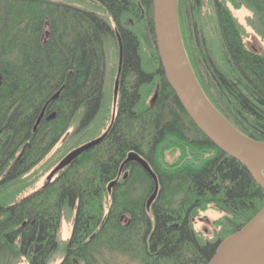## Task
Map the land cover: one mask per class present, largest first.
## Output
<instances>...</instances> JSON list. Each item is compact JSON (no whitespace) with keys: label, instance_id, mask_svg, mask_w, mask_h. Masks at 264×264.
Wrapping results in <instances>:
<instances>
[{"label":"trees","instance_id":"trees-1","mask_svg":"<svg viewBox=\"0 0 264 264\" xmlns=\"http://www.w3.org/2000/svg\"><path fill=\"white\" fill-rule=\"evenodd\" d=\"M90 1L116 29L99 13L59 0H0V264L22 257L48 264L66 209L74 225L60 264H100L110 254L138 264H208L218 245L264 208V190L195 127L166 82L153 0ZM190 2L195 22L199 0ZM246 3L263 31L264 0ZM185 8L179 0L183 42ZM117 34L120 97L104 141L24 195L27 176L68 132L80 138L102 113L107 43ZM229 37L220 65L212 50L184 46L213 106L239 132L264 142V54L245 48L238 27ZM157 86V99L148 101ZM133 152L157 177L150 208L156 182L137 163L123 167ZM212 205L225 216L218 237L207 240L193 221Z\"/></svg>","mask_w":264,"mask_h":264},{"label":"water","instance_id":"water-1","mask_svg":"<svg viewBox=\"0 0 264 264\" xmlns=\"http://www.w3.org/2000/svg\"><path fill=\"white\" fill-rule=\"evenodd\" d=\"M153 23L156 50L165 80L175 93L182 109L195 127L218 150L243 165L254 181L264 190V142L253 140L234 128L213 106L202 90L189 61L181 35L179 0H153ZM116 36L120 57L115 83V109L119 101L123 61L122 42L120 35ZM158 94L159 89H157L152 102L157 99ZM115 111L117 113V109ZM116 113L109 129L101 137L83 144L69 153L47 182L51 181L79 156L100 145L109 132ZM42 118L43 114L38 124ZM129 163L139 164L156 182V190L148 201V208H150L159 192L157 177L150 165L137 153H130L123 167ZM114 184H111L109 189ZM208 264H264V208L242 229L225 238L218 245Z\"/></svg>","mask_w":264,"mask_h":264},{"label":"rangeland","instance_id":"rangeland-1","mask_svg":"<svg viewBox=\"0 0 264 264\" xmlns=\"http://www.w3.org/2000/svg\"><path fill=\"white\" fill-rule=\"evenodd\" d=\"M66 2L68 4L74 5L82 9H88L99 13L104 18L108 19L112 24L111 20L107 17L105 12L100 8L99 5L93 3L90 0H59ZM239 5V4H238ZM237 22L239 24V30L244 36V40L249 45V48L260 54L264 53V32L257 26L255 16L251 11L242 8L235 12ZM113 28L115 26L112 24ZM211 43L213 48V54L215 55L216 61L220 63L221 59V48L216 41L214 36H211ZM149 51L147 52V54ZM191 56V53H190ZM119 57L120 50L117 38L114 41L107 43V67H106V84H105V104L102 113L99 115L95 124L82 135L80 138L76 139L72 136L74 129H71L68 134L63 138V140L56 145V147L51 151V153L45 158V160L39 164L31 173L27 176V182L31 183V187L28 188L23 194L27 195L34 190L42 188L49 180L51 174L55 171L61 161L74 149L80 147L83 144L91 142L99 137H101L110 127L111 122L115 116V83L118 76L119 69ZM159 89L152 92L148 101H152L155 93ZM55 178V177H54ZM23 185V183H22ZM14 191H18L19 187H14ZM14 193V192H13ZM225 216V212L220 210L216 206H210L207 210L200 211L193 221L194 229L198 232L204 239L214 240L221 231L220 221ZM74 225V212L72 210L66 209L63 212V217L61 220V225L58 233L59 250L51 258L49 264H60L65 256L64 248L69 241ZM106 259L100 264H138L128 257H124L118 254H110L105 257ZM10 264H29L27 261L21 259L17 261H11Z\"/></svg>","mask_w":264,"mask_h":264},{"label":"flooded vegetation","instance_id":"flooded-vegetation-1","mask_svg":"<svg viewBox=\"0 0 264 264\" xmlns=\"http://www.w3.org/2000/svg\"><path fill=\"white\" fill-rule=\"evenodd\" d=\"M185 2L186 8L183 14L182 27L185 34L184 43L186 45V49L192 47L193 45L198 50L209 53V51L213 50L210 38L211 36H214L215 39H217L216 41L221 48L225 47L224 40L226 34H229V38H231V36L233 37L235 33V28H239V24L235 16V12L238 9L245 8L248 11L250 10L255 16L257 26L262 30L260 17L256 10L246 3L247 0H199L198 21L195 22L190 21V13L188 12L190 9L189 3L191 2L190 0H185ZM240 35L243 44L248 51L260 54L252 51L246 40H244V36L241 32ZM189 59L191 63L195 62L191 56H189ZM20 259L29 263L26 257H22Z\"/></svg>","mask_w":264,"mask_h":264}]
</instances>
